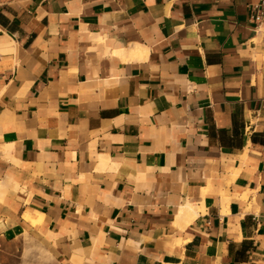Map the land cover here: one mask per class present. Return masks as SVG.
<instances>
[{
  "label": "crops",
  "instance_id": "0c3cea01",
  "mask_svg": "<svg viewBox=\"0 0 264 264\" xmlns=\"http://www.w3.org/2000/svg\"><path fill=\"white\" fill-rule=\"evenodd\" d=\"M256 1L0 0V264H264Z\"/></svg>",
  "mask_w": 264,
  "mask_h": 264
},
{
  "label": "built area",
  "instance_id": "2783aa9c",
  "mask_svg": "<svg viewBox=\"0 0 264 264\" xmlns=\"http://www.w3.org/2000/svg\"><path fill=\"white\" fill-rule=\"evenodd\" d=\"M250 19L255 24V28L264 25V0H258L249 5Z\"/></svg>",
  "mask_w": 264,
  "mask_h": 264
},
{
  "label": "bare ground",
  "instance_id": "6f19581e",
  "mask_svg": "<svg viewBox=\"0 0 264 264\" xmlns=\"http://www.w3.org/2000/svg\"><path fill=\"white\" fill-rule=\"evenodd\" d=\"M138 51H139V49H138ZM138 51H136V49L135 50L133 49V51L131 52V54L132 55L134 54V56H138V54H140V51H139V53H137ZM184 213H188L191 216H194L196 214V210H195L194 207H192L191 205H189V206H187V208L184 209ZM181 214H183V213H181Z\"/></svg>",
  "mask_w": 264,
  "mask_h": 264
}]
</instances>
